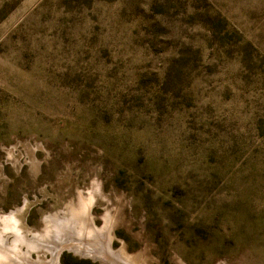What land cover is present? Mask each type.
I'll list each match as a JSON object with an SVG mask.
<instances>
[{"label":"rangeland","instance_id":"rangeland-1","mask_svg":"<svg viewBox=\"0 0 264 264\" xmlns=\"http://www.w3.org/2000/svg\"><path fill=\"white\" fill-rule=\"evenodd\" d=\"M81 202L124 264H264V0H0V238Z\"/></svg>","mask_w":264,"mask_h":264},{"label":"bare ground","instance_id":"bare-ground-1","mask_svg":"<svg viewBox=\"0 0 264 264\" xmlns=\"http://www.w3.org/2000/svg\"><path fill=\"white\" fill-rule=\"evenodd\" d=\"M89 207L90 204L88 202H81L77 210L62 217L55 219H49L48 217L45 233L48 236L47 238L51 239L53 243L47 242L44 245L42 242L40 243L39 239L27 240L25 237H19L15 231L10 248H6L4 240L0 238V264H57L62 249L69 250L73 254L80 256V258H87L94 262L117 264L121 256L111 251L107 230H95L93 227ZM10 220L9 217L3 220L4 232H13L14 227ZM20 244H25L27 249L33 247L48 248L50 260L47 262L32 261L29 259L28 254H17ZM121 264L124 263L121 262Z\"/></svg>","mask_w":264,"mask_h":264},{"label":"water","instance_id":"water-1","mask_svg":"<svg viewBox=\"0 0 264 264\" xmlns=\"http://www.w3.org/2000/svg\"><path fill=\"white\" fill-rule=\"evenodd\" d=\"M64 250H66V249H62V251H64ZM62 251H61V252H62ZM67 251H69V250H67ZM111 251H112V250H111ZM61 252H60V254H61Z\"/></svg>","mask_w":264,"mask_h":264}]
</instances>
